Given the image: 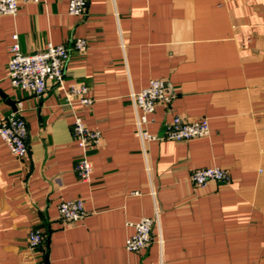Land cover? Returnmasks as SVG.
Wrapping results in <instances>:
<instances>
[{
  "label": "crops",
  "instance_id": "crops-1",
  "mask_svg": "<svg viewBox=\"0 0 264 264\" xmlns=\"http://www.w3.org/2000/svg\"><path fill=\"white\" fill-rule=\"evenodd\" d=\"M69 0L21 3L0 15V118L20 110L28 153L15 156L0 136V264H264V0ZM35 53L48 42L72 46L62 86L43 97L12 86L10 47ZM163 79L146 128L162 136L176 115L206 118L210 133L175 141L138 136L132 93ZM89 87L92 105L66 91ZM16 106V109H14ZM75 114L101 132L88 150L83 181ZM219 166L230 181L195 186L193 172ZM81 199L86 215L65 221L59 204ZM155 220L150 244L126 249L133 223ZM44 236L29 248L32 229Z\"/></svg>",
  "mask_w": 264,
  "mask_h": 264
},
{
  "label": "built area",
  "instance_id": "built-area-1",
  "mask_svg": "<svg viewBox=\"0 0 264 264\" xmlns=\"http://www.w3.org/2000/svg\"><path fill=\"white\" fill-rule=\"evenodd\" d=\"M38 1L0 0V15H16L21 3ZM86 9L87 0H69L68 12L70 14L81 16L86 12ZM13 37L15 41L9 49L10 60L8 62L10 82L13 87L28 91L38 97H43L52 85H63L64 66L73 50L84 53L88 49L87 39L78 37L74 39L72 46L48 42L44 50L24 53L21 50L18 35L14 34ZM65 95L66 104L72 110V104L76 99L82 105L93 104L89 87L83 82L72 84ZM131 95L135 106L140 110L137 116L136 132L143 141L156 139L183 141L207 136L210 133V124L206 118L189 121L179 115L174 116L167 124L162 136L153 134L146 128L149 116L155 111L157 103L170 101V91L163 79L153 78L145 88ZM73 115V136L82 149V156L75 169L81 180L88 181L93 172V164L87 153L89 149L100 144L102 136L100 131L88 128L83 118L75 114L74 111ZM0 136L15 156L22 158L28 153V125L18 108L0 118ZM192 180L195 186L205 187L211 181H230V174L222 167L209 166L196 169L192 174ZM58 210L62 218L68 222L78 221L87 213L81 199L65 200L59 204ZM154 225L155 220L151 217H143L134 222L135 232L126 239V249L137 252L146 248L153 239ZM43 242L42 231L36 228L29 232L28 244L31 250L40 249Z\"/></svg>",
  "mask_w": 264,
  "mask_h": 264
},
{
  "label": "water",
  "instance_id": "water-1",
  "mask_svg": "<svg viewBox=\"0 0 264 264\" xmlns=\"http://www.w3.org/2000/svg\"><path fill=\"white\" fill-rule=\"evenodd\" d=\"M15 108L14 109H16V106H14Z\"/></svg>",
  "mask_w": 264,
  "mask_h": 264
}]
</instances>
